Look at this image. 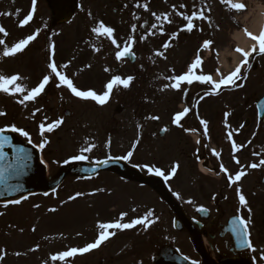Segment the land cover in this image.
Instances as JSON below:
<instances>
[{
    "label": "rangeland",
    "instance_id": "rangeland-1",
    "mask_svg": "<svg viewBox=\"0 0 264 264\" xmlns=\"http://www.w3.org/2000/svg\"><path fill=\"white\" fill-rule=\"evenodd\" d=\"M117 1L118 0H85L84 3L87 4V6L91 8V10L88 9V13L85 14L82 12L76 18V21L80 23L82 35L85 34L86 36H90L92 34V28L97 26L96 20L92 17L93 15L96 17L99 14V12H96L97 9H100L101 6H104V10H109L110 6ZM197 1L198 0H196V11L199 7H202L205 9V14L207 15V9L210 8L211 11H209L208 16L210 17L211 22H218V25L213 28L215 32V40L212 47L213 55L211 58L213 63H216L217 61L214 53L218 48L226 51V53L232 54V46L235 47L237 43L232 41L231 35L241 30L244 25L247 26L252 22L254 23L255 21L252 20L257 17L256 15L258 14V12L264 14V0H243L246 8L245 10L241 11L242 14L238 15V25L235 26V24L229 21L228 13L234 14V12L236 11L231 10L228 5H226L227 7H220L218 1L214 0L211 2L213 5H215L214 11V9H212V6L210 5L211 3L209 5H205L206 0H200V4H198ZM176 2L177 0H168V9L172 6H176ZM184 5H186V1L184 2ZM45 12L46 10L39 11V14L43 18H48V14ZM89 13H91V15H89ZM86 20H88L87 24L84 23V21ZM151 20H155L154 16H152ZM1 21H3L2 14L0 15V22ZM223 21H225V23ZM184 23L186 24L185 20ZM193 23L194 25L196 24L194 21ZM225 28L227 29V32L224 34V36H221L220 33L224 32ZM33 29L34 32L37 30H41V35L38 40L39 42L34 48L35 53H31L29 56H27L20 65L18 72L22 73L24 71L25 75H32L31 70L29 72H26V70L29 68H34L38 73L41 74H50V71L45 68V62L43 61V58H46L48 54L51 61V53H53L52 46L54 45V40L61 39L60 35H64L66 39L63 42H60V46L58 48H54V53H60L64 51V49L68 48L69 52H71L72 55H75L74 51L72 50L77 47L79 50V48L82 47L78 45V42L76 43L77 45L74 44V41L72 43H68V40H73L72 36L75 33V24H72L70 27L62 28V30L60 31H55L52 35L49 31V28L42 27V25L34 26ZM82 35L76 33V36L79 39H82ZM5 47L6 46L3 45V49H5ZM12 63L14 62H8V64L2 68L1 74L7 76L14 75L15 69ZM231 64L233 65V60L232 58H229L227 62V68ZM15 68H17V66H15ZM123 74L124 75H122L121 77L127 78V76H125V72H123ZM43 77L44 76L40 77L41 81ZM37 82H39V80ZM106 84L107 83L102 84L101 89H99L100 94H103L106 91ZM99 85H101V83H99ZM31 88L28 89L30 90ZM114 88L111 92L112 94H114ZM119 90V87L115 89L116 95L120 94ZM20 98H22L20 94L13 96L0 92V112L6 113V115L0 116V126L9 125L8 123H13L15 120H19L20 123H18L17 126L19 125L18 127H21L29 133V137L23 136L22 138L33 140L37 144L42 143L46 139L48 143L47 147L45 148L46 151L44 153H48V155L50 156L51 160L48 161L49 167L52 166V172L55 174L62 166H64L65 164L67 165L69 162H72V157L78 155L77 153L81 148V141L83 139L82 133H77L71 136L67 134L66 128L71 125H76L77 118L81 115H88L85 122L86 126H89V124H92L94 122H97L98 124H100L101 122L106 123L108 122L107 117L112 115L115 110V108H107L109 107V105L107 106L109 102H107L105 105H102V108H105L102 110H90L77 105L74 107V109L77 110V113L74 116L70 117L68 120L62 119L63 122L58 127L60 128V130L56 134L41 137L38 135V133H36L37 130L35 131L34 127L38 129L41 124L45 125L52 121L48 112L51 109H45L44 107L41 109L36 103L30 106L29 103L34 101H26L24 105H21L18 103V100ZM222 98L220 99V97H217L216 99L223 100ZM240 99L237 97L233 98L232 105H237ZM25 105L26 109L24 108ZM49 107L51 108V105ZM217 108H220L221 111L223 110V108L231 110L230 107L223 104L217 105ZM36 109H40V111L37 112ZM101 111L103 116L100 115ZM231 111L229 112V115ZM251 111L252 110L249 111L248 109V112ZM106 114H108V116H106ZM35 116L39 117L40 120L38 122H35ZM218 116H220V114ZM115 117L117 118V121L121 123L127 122L128 130L126 132L118 131V134L113 136V138L116 140H114V146L111 147L105 143V150H103L105 153H107L108 151V153L114 154L116 152V148L118 149L117 146H119L120 148L123 147L124 151L122 153H125L126 151L132 149L131 146L129 149L128 144H137L136 141L139 140V138L135 139V126H137L136 121H139L135 120L136 113L134 114L132 110L128 111V109H126L125 112L115 115ZM114 122L115 121H112L113 127L117 126L113 124ZM238 122L239 120H237V123ZM119 126H122V124H120ZM255 126H253L252 128L254 129ZM237 127H239V125ZM252 128L249 131H251ZM216 135L221 134L217 133ZM73 141H75L74 143L78 142L79 144L75 147L72 145ZM186 143L187 141L182 140V144L177 145L175 138H173L166 144H162L158 140L152 142L151 151L153 152V154H151V156H153L154 158L152 162H158L160 160V162L157 164L161 165V163H163L164 158L162 153L164 152L165 146H167L170 147L168 148V151L176 150L174 156L182 157V161L185 163L186 154H188L189 149H192ZM136 146L140 148L137 152H135L137 161L139 160L143 166H146L147 158L143 154H141L144 153V151L142 150V148L144 147L140 145V141L139 145ZM49 149H51L53 155H51L50 152L47 151ZM109 149H113V152H109ZM148 150H150V147L148 148ZM177 152L179 153V155ZM134 158H131V160H133ZM190 162H192V160H190ZM184 176L185 173H182V176L179 179L180 182H182L181 178H183ZM97 182L98 183H87L85 184V187L88 189L102 186L105 187L113 195L108 196L105 193H99L92 197H84L81 195L75 196V188H79L82 190L83 184L82 181L70 179L63 184L64 186L59 188V192L57 193L58 196L56 198H54L52 194L48 197L35 196L33 198L30 197L29 199H26V201H23L19 204L0 206V213L3 212L4 216H6V213L10 217H14L13 220H11V222H8L6 225H4L5 223L0 225V257H2L0 258V264H67L68 262H72L73 264H98L101 259H104L105 263L110 259V264H138V259L142 260L143 264H153V261H151V259H153V256L158 253L159 249L163 245L175 246L179 249H182L185 255L196 257L189 243L188 235L182 232L175 231L170 224L171 216H169V214H163L161 216H158L159 218H161L160 222L155 224L149 223L147 224L146 229L144 226L142 227V239L131 242V240L127 237L121 238L123 241L122 245H126L127 241H129V243H132L130 249L131 253L138 251L141 253V255H139L138 257L135 255H131V253L129 255H125V253L120 249L116 253L111 252L113 244L118 239L117 237L113 242L109 243L108 246L93 254L96 256V259L92 262H89L88 260L90 255L86 256V258L84 259L66 258V260L64 261L52 260L51 257L54 255H58L60 252L67 251L72 247H83L84 245H86L85 241H92L91 239L93 235L87 234V227H85L82 222H76L74 219L83 218L85 215L89 216V219H95V215L99 214H96V211H101L103 214H109L108 212H113L111 210L107 211V209H105L107 204H120L119 206H116L118 210H123L128 205H130L129 196L125 191V185L123 181L113 176L106 175L99 178ZM70 186L72 188H69ZM67 189H70L71 196H75L76 198L72 200V203L63 205L60 200L56 199H59L60 197H66L67 195L65 196V191H67ZM106 189L103 188L101 189V191H105ZM130 192L131 196L135 199V203H144L145 201L148 202L147 193L140 187L133 185L132 187H130ZM199 201L201 203L197 204L198 206L202 205L203 203V200ZM253 213L254 212H251L250 214L252 215ZM228 215L229 214H227L226 217ZM112 216L111 219H113ZM21 217L26 218L22 219ZM2 218L3 216L0 218V224ZM168 220L170 221V223L168 222ZM248 220L251 222L250 225H255L252 229L253 233L255 234L253 236V239L255 242H258L257 233L259 232V230H263L261 228L262 224L258 219H253L251 216H248ZM250 254L256 264L264 263V259H261V256L264 255V245L260 247L259 255L257 251H251ZM227 255L230 256V253H228ZM110 256H116L118 259ZM130 257L132 258V260L130 259Z\"/></svg>",
    "mask_w": 264,
    "mask_h": 264
},
{
    "label": "snow or ice",
    "instance_id": "snow-or-ice-1",
    "mask_svg": "<svg viewBox=\"0 0 264 264\" xmlns=\"http://www.w3.org/2000/svg\"><path fill=\"white\" fill-rule=\"evenodd\" d=\"M35 3L36 0H33V9L32 12L35 11ZM221 3L227 4L231 10L241 12L245 10L246 5L243 2H233V0H221ZM137 7H143L145 10L148 9V4L144 3L142 5L137 4ZM175 7V6H174ZM181 7H184V5H181ZM208 11H211L210 8L207 9ZM179 15L183 16L184 20L186 21L185 28L181 29V31L187 30L188 32H191L193 28L195 27L193 21L195 20H202V21H208L211 24L210 17L205 14V9L200 8L198 11H193L190 15L189 14H184V13H178ZM91 15V13H89ZM152 15L156 16V19L159 21L163 19L164 21L168 23H172V21L169 19L168 14H164L163 16H157L156 13H152ZM33 16L32 13H29L25 19H23L20 22V26L27 25L31 20ZM152 28H156L157 25L153 24L151 26ZM136 26H132V31L135 32ZM93 33L97 34L98 36H105L109 39H111L112 44H114L117 49L121 48V45L117 43L116 39L114 38V29L110 26H106L103 21H99L96 27H93L91 30ZM0 32H5V29L3 26H0ZM245 34L253 41L251 48L249 50H245L244 48L241 47H236L235 51L236 53L240 54L242 56V59L240 60L239 64L235 67L233 71H231L227 75H221L220 78L213 79L211 75H197L196 70L200 67L202 61L199 55L196 56V59L194 62L191 63L189 66V69L187 72L180 74V75H175L170 77L173 83L166 85V87H170L173 89H181L182 84L187 83L191 85L194 81H198L202 84H208L211 85V90L206 93V95L211 96V95H219V91L221 90L222 87L225 86H236V87H243V84H238L237 81L241 79H247V77H242L241 76V69L244 66H248L249 68L251 67V63L249 58L253 56V53H258L261 55H264V30H261L259 34H254L253 32L249 31L248 29H244ZM151 34V33H149ZM39 35V30H37L36 33L27 36L25 39L19 40V42L15 43L11 47H5L3 50V56L4 57H11L16 55L17 53L22 52L26 46L30 44V42L34 41L37 36ZM178 36V33H173L172 37L176 38ZM141 39H146V37H141ZM134 39L130 38L125 45L123 46L122 50L116 51L115 55L118 60L123 59L126 56L134 55L132 53V44L134 43ZM5 42L3 40H0V45H3ZM212 44L211 40L205 41L203 43V49H208L209 46ZM171 46L170 42L165 43L163 45L164 49H167ZM53 54H54V48L55 46L53 45ZM99 49H97L98 51ZM157 55L163 56V52H158ZM68 65H63L62 67H67ZM49 69L51 70V73L49 75H45L42 79V81L34 88H31L30 90L27 89L25 85L20 83L23 78L20 75H11L7 76L4 74H0V92L9 94V95H17L20 94L22 98L18 100V103L21 105H24L26 101H35L37 97H39L44 91L46 86L50 83V80L52 79V76L54 75L56 78H58V83L57 87L60 86H66L72 94H74L76 97L88 100L91 99L93 101H96L100 105H104L110 96V93L113 91V88L118 85H122L124 88H128L132 80L134 79L132 76H128L127 78H122L119 75L114 76L107 84H106V91L103 94H97L93 90H87V91H82L79 88H77L73 81L62 71L58 70V66L55 63V60L53 59L49 65ZM108 71V69H106ZM217 72L219 73V69H217ZM203 99V97H201ZM36 111H40V109H36ZM190 109L185 108L183 111L178 112L174 119L173 123L177 126L181 125V119L185 117ZM6 115L4 112H0V116ZM151 119L157 120L159 117L157 116H152ZM62 119H58L54 121L53 123L49 124L47 127H45L44 124L40 125V130L41 133L43 132H51L53 131L54 128L59 127V125L62 123ZM200 123L203 125V130L204 134L207 135L208 133V121L206 120H201ZM243 127V125H241ZM10 130L15 133H19L21 136L24 137H29V133L25 131L22 128H18L15 125H12ZM162 131H167V128L162 129ZM5 132V129L0 128V161H3L5 157L7 156V153L3 151V148L6 144H11V137L4 135L3 133ZM232 132L228 133V137H232ZM48 143L47 140L42 142L41 144L38 145L39 148L43 149L45 145ZM137 144H139V140L136 141ZM110 145V141H109ZM96 147L95 144H92L90 146H86L81 149L80 155L73 156V160H86L88 159V156L84 155L83 153H88L91 152L94 148ZM233 147L236 148L238 151L240 146L236 145L235 142H233ZM133 155L132 151H129L126 155L123 157H119V159L123 160H129ZM216 155H219V153H216ZM29 159V156L25 153V150L20 148L17 150V156L16 160L18 164L16 166H13L12 164L8 165V169H11L12 175H18L22 167L24 166V162ZM67 162V161H66ZM107 160L104 161H97L98 164L100 163H107ZM237 163L239 161L237 160ZM259 166H264V160L260 161V164L253 163L251 164L252 168H257ZM142 167H148V166H142ZM179 168V164H175L171 169H170V174L175 175L177 172V169ZM221 169L225 172H227V169L221 165ZM149 172H153L156 176H161L165 180L169 179V175H166L163 170L160 168L156 167H148ZM5 169L3 167H0V183H4L5 181ZM246 175V173L241 170L235 174V176H228V179L231 183H236L241 180V178ZM7 190L9 194L12 192L18 191L19 186L18 185H7ZM239 192V189H238ZM3 193H0L2 195ZM82 195L81 193H77L76 196ZM27 197H25L26 199ZM76 197H70L69 199H75ZM239 201L241 205H244L247 207L248 201L246 200L245 196L243 194L239 195ZM21 201L20 200H11L9 203L12 204H19ZM200 212H205L207 209L201 207L198 209ZM247 211L251 213L252 209L250 207H247ZM122 217L126 216L127 213H122ZM152 212H148L145 216L141 218H137L132 220L131 222L128 223H121L119 221L117 222H110V223H100L98 225L99 229L101 230L98 234V238L92 242L88 243L84 247H72L67 251L60 252L58 255H54L51 257L52 260H60L64 261L66 258L74 257L77 254H84L88 253L91 250L99 248L106 240L109 239L110 236L115 235V232L108 231L110 229L112 230H124V229H131L135 227L136 225H146L149 223H152L150 220V217L152 216ZM249 224L250 221L246 220L243 216H237L232 220V232L236 234L238 238V246L241 248L249 249L253 252L256 251V248L253 246L251 238H250V231H249ZM35 230V229H33ZM2 258V257H0ZM261 259H264V255L261 256ZM192 264H198L197 261H192Z\"/></svg>",
    "mask_w": 264,
    "mask_h": 264
},
{
    "label": "water",
    "instance_id": "water-1",
    "mask_svg": "<svg viewBox=\"0 0 264 264\" xmlns=\"http://www.w3.org/2000/svg\"><path fill=\"white\" fill-rule=\"evenodd\" d=\"M4 135L11 137V144H6L4 146L3 151L7 153V156L3 161H0V167L5 169V181L4 183H0V193H3L0 195V202L8 203L11 200H20L32 193H47L48 191L55 189L66 174L73 171L81 173H94L100 169H108L110 171L117 172L122 176L148 183L152 185L160 195L165 197L164 189L159 179L144 177L135 168L130 167L121 159L107 163H100L97 166L69 168L62 173L57 181L48 182L45 179V168L38 162L39 155L35 147L32 144L25 142H16L13 134L9 132L4 133ZM20 148L25 150V153L29 156V159L24 162V166L18 175H12L10 174L11 169H8V165L12 164L13 166H16L18 164L16 156L17 150ZM7 185H18L19 190L9 194ZM168 202L175 212L179 214L177 205L170 199H168ZM193 243L196 249L199 250L194 236ZM207 261L208 260L205 258V262ZM157 262L158 264H190L186 259L177 255V253L172 249L165 250L158 258ZM207 264L209 263L207 262Z\"/></svg>",
    "mask_w": 264,
    "mask_h": 264
},
{
    "label": "flooded vegetation",
    "instance_id": "flooded-vegetation-1",
    "mask_svg": "<svg viewBox=\"0 0 264 264\" xmlns=\"http://www.w3.org/2000/svg\"><path fill=\"white\" fill-rule=\"evenodd\" d=\"M3 1L0 0V4L2 3ZM10 2L12 3V7H14V1L13 0H10ZM255 99V96L251 93V91L249 90H246L245 91V96L242 94V108H246L245 111L251 107V102H253V100ZM235 121L234 123L237 124V120L238 118H234ZM232 120V119H231ZM239 123V122H238ZM249 125H251V120L249 121ZM248 128H245L243 131H246ZM166 133V132H165ZM248 131L246 132H242L241 134V139H242V142L244 140H247L248 139ZM168 135V133H167ZM204 152H208L207 148L204 147L203 148ZM187 156L189 158H191V154L188 153ZM205 158V157H203ZM194 163L196 161V159L192 160ZM210 162V159L208 157V159H206V162ZM242 165H247V152L245 151V153L243 152L241 154V164L240 166ZM198 167V164H196L194 166V169H196ZM243 171L246 173L247 170H246V167L243 168ZM264 175V174H263ZM251 176L252 177H256L258 180L255 181L256 183V186H259L260 185V179H262V175L258 174L257 172H251ZM169 180H167V183L172 187L174 188L175 187V180L173 178V175L170 174L169 172ZM198 178V176H197ZM247 174L244 175L243 177V183H244V186L247 187ZM262 182V181H261ZM220 184V187H222V183L219 182ZM262 185V184H261ZM260 185V188H262L263 186ZM224 188V187H222ZM207 189L208 191H210L209 189V186L207 185ZM177 192L173 193V195L175 196V198L177 199V201L181 204H184V205H187V204H192V202L194 201H198L200 200L201 198L206 200V202L208 203H213V200H216L217 199V196L220 195L218 197L219 201L220 202H217L218 204L216 206H213L210 209V214H209V217L207 219H202L201 218V215H200V212L199 210L197 209H193L192 212L193 214L196 216H191V217H194V218H197L198 220L201 219L200 221L202 222V232L203 233H206V229H208L209 227H211L213 229V231L217 234L216 230L220 233L221 231V227H222V223L220 222L221 221V218L223 217V215L225 214V210H223V205L225 204H233L235 202H237V197L236 196H232V195H225L224 191L221 190V188L218 189V191L214 192L210 198H206V197H201L199 195V192H198V189L196 186H191L190 188H179V189H176ZM256 200L258 202H260L262 200V197L261 196H258L256 198ZM213 210L215 211V213H213ZM259 211H260V215L263 217V218H260L263 222H262V225L264 226V203L260 204V208H259ZM214 236V235H213ZM231 257H244V256H248V254H246V252H236V253H233L230 254ZM228 258H230L229 256H226L224 258V260H227L226 263L228 262Z\"/></svg>",
    "mask_w": 264,
    "mask_h": 264
},
{
    "label": "bare ground",
    "instance_id": "bare-ground-1",
    "mask_svg": "<svg viewBox=\"0 0 264 264\" xmlns=\"http://www.w3.org/2000/svg\"><path fill=\"white\" fill-rule=\"evenodd\" d=\"M239 1V0H236ZM264 28V17L263 16H258L255 18V27H254V31H258L260 29ZM236 41L238 42V44L242 45L243 47H247L248 46V42L246 40L243 39V34L241 32L237 33L234 35ZM229 56H232L234 59V62L237 61L238 57L236 54H230ZM223 61H225V57L223 55Z\"/></svg>",
    "mask_w": 264,
    "mask_h": 264
}]
</instances>
